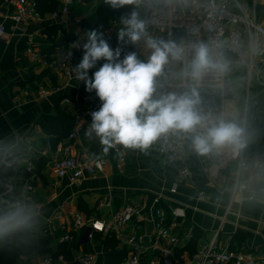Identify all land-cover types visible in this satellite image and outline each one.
Segmentation results:
<instances>
[{
	"label": "crops",
	"instance_id": "1",
	"mask_svg": "<svg viewBox=\"0 0 264 264\" xmlns=\"http://www.w3.org/2000/svg\"><path fill=\"white\" fill-rule=\"evenodd\" d=\"M59 1L58 10L64 0ZM103 0H71L68 12L52 18L47 11L41 20H27L21 27L12 29L11 16L16 12L15 0H0V25L6 28L0 38V139L19 135L28 146L20 165L33 170L30 179L21 174L10 175L8 169L0 168V198H13L25 193L42 205L40 223L31 232L19 235L22 243L30 234L38 248L32 253L22 254L18 264H39L47 254V249L57 251L65 234L76 237L78 249L73 250L74 259L81 262L85 256H92L94 264H115L119 259L116 253L124 252L119 264H124L134 249L131 244L121 241V237L131 234L142 237L141 264H161L160 251L150 247L154 236L157 208H162L171 216V209L181 206L186 215L174 229L181 241L176 253L185 264H197L194 253L209 243L215 231L222 224L220 242H230L232 248L254 252L264 259V196L256 195L264 181H257L250 171H245L244 182L252 188L253 199L240 201L247 190L238 191L234 196L237 161L224 174L219 175L214 161L207 156L195 153L186 138L188 152L187 166L192 175L182 172L183 164L167 163L159 152L160 138L147 149H124V161L111 149L103 154L98 139H88L85 131L79 142L68 140L67 136L76 126L80 115L81 123L89 122L85 112L89 105L88 91L83 81L75 77L74 67L82 56L77 54L70 73L60 66V59L83 39L89 29L83 25L84 18L96 11ZM254 0H251V4ZM245 3L249 5V1ZM264 2L258 5V16L264 22ZM38 5V2H37ZM54 10V11H55ZM28 48L40 51L43 59H34ZM46 60V62L44 61ZM228 86L233 100L222 102L220 109L204 108L213 116L226 112L240 116L236 93H244L247 83V69L230 58ZM105 63L103 59L89 70V77ZM247 83V85H246ZM47 93L43 94L42 91ZM182 90L178 89V93ZM249 99L264 111V76L259 71L251 80ZM248 99V100H249ZM248 105L247 92L245 97ZM68 117L58 119L54 128L57 110ZM246 117V116H245ZM63 134L61 135L60 133ZM255 151L246 152L244 157L253 156L264 160V138L256 139ZM65 147H70L78 160H87L93 153L107 159L104 171L87 175L79 182H72L68 176L59 177L54 172V161L63 155ZM228 155V154H226ZM27 184L33 185L32 190ZM175 188V191L172 189ZM203 194L204 199L200 198ZM158 200V201H157ZM80 201L85 204L80 207ZM136 212L124 229L108 233L95 232L88 237L86 229L75 226L77 213L87 219L108 221L113 213L127 206ZM231 212H240L237 218ZM109 239V245L107 240ZM72 241V240H71ZM116 241V243H115ZM64 258L57 257V264H66Z\"/></svg>",
	"mask_w": 264,
	"mask_h": 264
},
{
	"label": "clouds",
	"instance_id": "2",
	"mask_svg": "<svg viewBox=\"0 0 264 264\" xmlns=\"http://www.w3.org/2000/svg\"><path fill=\"white\" fill-rule=\"evenodd\" d=\"M113 10L125 6L171 5L187 0H103ZM117 33L119 45L144 40L151 54L140 60L135 51L121 58L123 48L113 49L104 33L92 29L83 34V56L74 67L75 77L83 81L86 91H95L101 101L98 110L90 113L91 122L85 131L88 139H98L103 154L111 149H147L161 135L183 134L190 139L192 150L202 156L228 154L239 156L253 138L246 119L230 112L218 116L205 113L197 85L209 74L222 76L230 70L229 62L206 43L193 45L191 52L172 40L155 39L146 32L145 20L139 11L120 18ZM80 40L74 47L80 45ZM256 49L253 48V52ZM71 55V51L68 56ZM190 55V60L186 56ZM106 61L89 77L97 62ZM182 63L177 72L169 71L174 63ZM186 80L182 92L158 94L170 77ZM19 135L0 139V168L19 164L27 151ZM257 181H264V161L257 162ZM264 196V184L255 193ZM42 205L25 193L13 198H0V242H7L31 232L40 223Z\"/></svg>",
	"mask_w": 264,
	"mask_h": 264
},
{
	"label": "built area",
	"instance_id": "3",
	"mask_svg": "<svg viewBox=\"0 0 264 264\" xmlns=\"http://www.w3.org/2000/svg\"><path fill=\"white\" fill-rule=\"evenodd\" d=\"M63 4L58 10L50 13L52 18H57L60 13H67L71 0H64ZM264 0H254L252 5L248 7L245 2L241 0H187V3H173L164 6L163 9H155L153 6L149 7V12L146 17H150V21L146 23L147 35L151 37H158L163 32H167L168 40H172L177 44L182 45L187 53L191 52L193 45L199 43H206L217 53H220L224 58L229 61L228 55L235 56V61L247 69V101L249 99V86L251 80L259 71L263 70L264 76V22L258 16V5ZM16 12L11 16L12 29L21 27L27 20H41L44 15L38 10L37 0H15ZM264 4V3H263ZM153 10H155L153 12ZM145 17V18H146ZM144 18V20H145ZM6 28L0 25V38L5 35ZM86 41L80 40V45L68 50L66 54L60 59L59 64L66 73L72 71L76 55L83 56L82 45ZM143 50L148 53L144 40ZM76 43V42H75ZM75 46V44H74ZM253 48L256 49L253 52ZM71 51V55L68 56ZM28 52L32 58L43 59L40 51L28 48ZM146 53V54H147ZM186 60H190V55L186 56ZM46 62V60L44 59ZM180 65V70L183 64ZM229 71L222 76L209 74L205 76L197 88H206L213 90L222 97V102H225V92L228 87ZM169 86L178 88H187L188 82L180 80L178 83L171 82ZM43 94L47 91L43 90ZM89 105L86 109V116L89 122L86 125L81 123L80 115L79 121L76 126L70 131L67 138L70 141L79 142L84 130L90 125V113L96 111L101 106V101L96 96L95 91L89 92L87 95ZM218 113H214L213 117ZM159 152L167 163H180L183 164L182 172L184 175H192V171L187 166L188 152L186 146V136L183 134L168 133L160 137ZM63 155L58 157L53 165L54 172L59 177L68 176L72 182H79L87 175H96L104 171L107 159L101 155H94L93 153L87 160H78L73 155L70 147L63 148ZM115 151L120 155L121 162L124 161V153L117 147ZM219 172L218 176L225 179L224 173L230 168L233 159H236V177L234 184L233 195L235 196L238 191L247 190L250 193L241 195L240 201L253 199L252 188L244 182L245 171H250L256 179L257 169L255 167L257 162L264 161L256 155L252 159L244 157V150L239 156L232 157L230 155L221 154L219 156L208 155ZM27 189L32 190L33 185L27 184ZM175 191V188L172 189ZM201 194L200 198L204 199ZM158 201V200H157ZM136 212L135 207L129 205L113 213L111 219L102 221L100 219H87L83 214L77 213L75 216V226L79 229L84 228L88 237H93L95 232L108 233L111 231H119L124 229L127 223L132 219ZM231 209L227 208V213ZM237 218H241L240 212H231ZM186 211L181 206H176L171 209V216L168 217L164 209L157 208L155 220V233L150 239V247L160 251L161 264H185L180 256L177 255L176 249L179 245L181 238L174 229L179 226L180 219L184 218ZM226 218V216H225ZM223 217L221 225L214 233L213 239L201 246L193 255V259L197 264H264V259H260L254 252L245 249L232 248L230 242L222 244L220 242V232L222 224L225 222ZM99 225V227H97ZM121 241L127 242L132 245L133 251L130 252L129 257L124 264H141L140 255L143 252L142 246L139 241L143 238L135 234L127 237H121ZM72 236L65 234L61 238V242L71 241ZM63 259V256H59ZM39 264H57V259L52 254L47 253ZM71 264V263H66ZM80 264H94L92 256H85L82 258Z\"/></svg>",
	"mask_w": 264,
	"mask_h": 264
},
{
	"label": "trees",
	"instance_id": "4",
	"mask_svg": "<svg viewBox=\"0 0 264 264\" xmlns=\"http://www.w3.org/2000/svg\"><path fill=\"white\" fill-rule=\"evenodd\" d=\"M38 2V10L42 13H45L47 11H54L58 5L59 1L57 0H37ZM155 9H163L165 4L163 3H157L152 5ZM133 10L139 11V9H136L134 6H125L123 8H120L118 10H113L110 8V6L105 5L104 2L99 4L97 6V9L94 13L87 15L83 20V25L87 27L89 30L97 29L104 33V38L108 41L110 46L115 49L118 46H121L123 48L121 58H123V55L127 52L134 51L129 44L127 45H119L117 40V33L119 30H111L112 27V21H120V18L122 16L130 15V13ZM140 15H143L142 12H140ZM138 59L144 60L139 55ZM233 60L235 59V56L228 55ZM106 62V61H105ZM200 92L201 98H202V104L204 108L214 109L218 110L220 109V106L222 104V97L220 94L214 92L213 90L206 89V88H197ZM186 90V88H183L182 91ZM245 97L242 100V103H240L241 108L243 105H245ZM54 120H51L52 123H54V128H56L57 120L61 117H68L70 119V115H66L63 112H61L60 109L57 110V115L55 116ZM246 121L248 125L250 126V129L253 132V138L251 142L246 147V152H254L255 146L254 142L256 139L264 138V111L261 110V108L256 104L255 101L252 99L248 100L247 105V113H246ZM61 135L63 134L60 133ZM8 172L10 175L12 174H21L25 179H30L31 176L34 175L33 170H28L27 168L23 167L20 164H14L12 167L8 169ZM85 204L80 201V207L84 209ZM85 211H88L86 208ZM72 241H66L61 242L59 244V247L57 251H53L52 249H47V253H50L53 255L54 258L57 259L59 256H63V258L70 262L71 264H80L74 259L73 256V250L78 249L79 243L76 240V237L74 234H71ZM19 238L18 236L13 238L10 241L7 242H0V264H17L19 257L22 254H29L37 250L38 246L30 236V234H27L25 239L22 243L18 242ZM107 243L109 245V239L107 240ZM116 243V241H115ZM124 252L116 253L117 256H119V259L115 261V264H119L121 260L124 257Z\"/></svg>",
	"mask_w": 264,
	"mask_h": 264
},
{
	"label": "rangeland",
	"instance_id": "5",
	"mask_svg": "<svg viewBox=\"0 0 264 264\" xmlns=\"http://www.w3.org/2000/svg\"><path fill=\"white\" fill-rule=\"evenodd\" d=\"M241 1L245 2L246 0H241ZM248 1H249L248 7H250L251 0H248ZM139 11L142 12L143 15H141V18L144 19L146 17L147 13L149 12V6H142V7L139 8ZM120 27H122V25L120 24V21H118V20L112 21L111 30H119ZM154 38L155 39L168 40V35H167V32H163L158 37H154ZM129 45L136 52V54L139 55L140 57H142L145 61L148 59V57L151 54L150 50H148V53L145 52V50H143V42H142V40L137 42L134 45L129 43ZM169 71L172 72V73L179 72L180 71V65L174 63L173 65L170 66ZM179 81H180V79L176 78L175 76L170 77V79L166 83H164L163 87H161L159 89L158 94H165L167 92H177L178 93V89L182 90V88H178V87H175V86H169L168 84H170L171 82L178 83ZM246 85H247V83H246ZM232 95H233V93L230 90V84H229V86L227 87V90L225 92L226 101L233 100L232 99L233 98ZM244 97H246V91L244 93H242V92L236 93V96H234L235 102H237V107L239 108V113H240V116H241L240 118H242V119H246L245 116H246V113H247L246 104L243 105L242 108L240 106V103H242V100L244 99ZM21 257L22 256L19 257L20 261H21ZM19 260H18L17 264L19 263Z\"/></svg>",
	"mask_w": 264,
	"mask_h": 264
},
{
	"label": "water",
	"instance_id": "6",
	"mask_svg": "<svg viewBox=\"0 0 264 264\" xmlns=\"http://www.w3.org/2000/svg\"><path fill=\"white\" fill-rule=\"evenodd\" d=\"M154 11H155V10H153V12H154ZM148 21H150V17L147 16V17L145 18V22H148Z\"/></svg>",
	"mask_w": 264,
	"mask_h": 264
},
{
	"label": "snow or ice",
	"instance_id": "7",
	"mask_svg": "<svg viewBox=\"0 0 264 264\" xmlns=\"http://www.w3.org/2000/svg\"><path fill=\"white\" fill-rule=\"evenodd\" d=\"M97 227H99V225H97Z\"/></svg>",
	"mask_w": 264,
	"mask_h": 264
}]
</instances>
